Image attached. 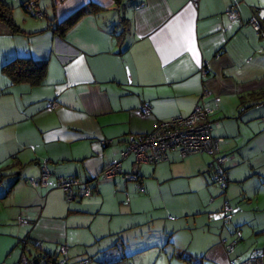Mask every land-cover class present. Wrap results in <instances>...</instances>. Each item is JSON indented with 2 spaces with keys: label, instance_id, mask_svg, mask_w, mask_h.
I'll list each match as a JSON object with an SVG mask.
<instances>
[{
  "label": "crops",
  "instance_id": "obj_1",
  "mask_svg": "<svg viewBox=\"0 0 264 264\" xmlns=\"http://www.w3.org/2000/svg\"><path fill=\"white\" fill-rule=\"evenodd\" d=\"M11 1L18 30L0 22V264L41 244L65 246V264H232L264 252V0H37L39 21ZM18 59L47 65L42 85L3 73ZM204 90L231 157L226 199L210 200L207 155L170 152L140 171L130 156L122 169L138 182L101 178L131 136L189 116ZM45 165L48 187H32ZM62 177L93 194L69 201Z\"/></svg>",
  "mask_w": 264,
  "mask_h": 264
},
{
  "label": "built area",
  "instance_id": "obj_2",
  "mask_svg": "<svg viewBox=\"0 0 264 264\" xmlns=\"http://www.w3.org/2000/svg\"><path fill=\"white\" fill-rule=\"evenodd\" d=\"M23 1V0H17ZM199 0H193L194 6L198 7ZM27 14L33 17L43 19L45 13L38 8L34 0L26 2ZM229 16L232 20L239 18V13L236 6L231 7ZM256 31H260L261 27L256 21L250 23ZM206 68L202 69V74H207ZM210 94L209 91L204 90L201 97L194 107L191 114L187 117H175L167 121L159 122L154 130L145 135L131 136L126 143V148L120 153L118 159L111 162L100 174L103 180L114 179L118 175L130 182L139 181V171L144 164H159L169 159L170 152H177L182 159H186L193 155H207L211 157L212 162L210 168L213 174V181L222 190H226L229 184V177L227 171V163L231 157L222 154V144L224 139L216 138L213 135L214 122L211 117L215 113V109L207 107L205 103L206 97ZM143 115H149L151 108L145 106L141 109ZM102 145L107 146L106 142H102ZM130 156L135 157V163L138 166V173L136 174H124L122 166ZM52 174L45 165L42 168L41 177L39 180L29 179L28 183L34 188H47L48 182ZM59 188H61L69 201H74L78 198L90 197L94 188L89 184L77 179L62 177L59 180ZM139 190L144 192L143 185L138 186ZM232 212V208L229 204L225 203L223 208V219L229 220V215ZM19 222L22 225H27L29 222L26 219H20ZM227 223V222H226ZM29 239L25 238L24 242H28ZM43 245L39 246L41 255L36 262H31L35 256H23L21 264H53L50 263V259L47 254L42 251ZM233 246L231 247V251ZM66 247L61 246L56 253L57 264H65V260L61 258L66 254ZM83 264H89L88 261H84ZM232 264H264V252H256L252 257L242 262L234 261Z\"/></svg>",
  "mask_w": 264,
  "mask_h": 264
},
{
  "label": "trees",
  "instance_id": "obj_3",
  "mask_svg": "<svg viewBox=\"0 0 264 264\" xmlns=\"http://www.w3.org/2000/svg\"><path fill=\"white\" fill-rule=\"evenodd\" d=\"M27 1L29 0L19 1L22 4V7L26 13H28L26 11V5H25ZM34 1L38 6L37 0ZM123 1L124 0H114V2L118 7L122 5ZM84 11L85 10L81 11V13H79L78 16H76V19L82 16L84 14ZM0 22L7 24L10 28H12L15 31L18 30V26L14 19L13 8L9 6L5 2V0H0ZM3 73L7 75L15 84L28 83L31 84L32 86H39L43 84L46 78L47 65L37 64L32 60L18 59L10 63L9 65L5 66L3 68ZM56 253L53 254L46 253L48 258L51 260L50 263L57 264L56 259H54L52 262V259L56 257ZM40 257L41 255H36V257L31 262L33 263L36 262V260L39 259Z\"/></svg>",
  "mask_w": 264,
  "mask_h": 264
},
{
  "label": "rangeland",
  "instance_id": "obj_4",
  "mask_svg": "<svg viewBox=\"0 0 264 264\" xmlns=\"http://www.w3.org/2000/svg\"><path fill=\"white\" fill-rule=\"evenodd\" d=\"M13 1V0H12ZM11 1V2H12ZM40 2H41V4L42 5H45V0L44 1H42V0H40ZM15 5V4H14ZM15 9L16 10H19V11H21L22 12V10L20 9V8H18V6L17 5H15ZM24 13H26L25 11H24ZM20 15V14H19ZM19 15H17V18L19 17ZM26 15L30 18V19H34V20H41L40 18H36V17H33V16H31L30 14H27L26 13ZM43 19H45V18H43ZM221 148H222V146H221ZM211 158V157H210ZM212 160V159H211ZM212 172V171H211ZM229 177V176H228ZM212 188H213V193H212V195H211V198H210V200H216V194H218L219 192L221 193L220 194V196H219V198L221 197V198H227V191H228V188L226 189V190H222L221 188H219V186L218 185H216L215 183H214V181H213V174H212ZM228 186H229V184H228ZM140 193H144V192H140ZM228 201V200H227ZM156 215H158L157 213H155ZM159 216V215H158ZM160 221V220H159ZM159 225H161L160 224V222H157L156 223V228H158L159 227ZM143 228H147V226H144ZM151 231V230H150ZM153 232H155L156 231V229L155 230H152ZM147 232V231H146ZM196 235H197V232H196ZM184 236H185V234H184ZM59 250V249H58ZM130 251H133L134 249H129ZM34 253L33 254H38V253H41L38 249L36 250V251H33ZM149 256V258L148 259H151L152 260V257L153 258H155V256L156 255H148ZM63 258V257H62ZM162 261H161V259H160V261L157 263V264H169V259H167V263L165 262V263H161ZM149 264H151V262H148ZM178 263H180L179 261H178V258H174V262H173V264H178Z\"/></svg>",
  "mask_w": 264,
  "mask_h": 264
}]
</instances>
